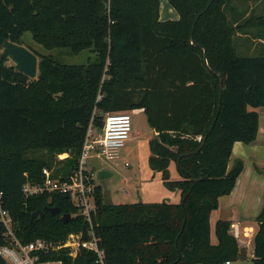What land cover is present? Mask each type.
Listing matches in <instances>:
<instances>
[{"label": "trees", "instance_id": "16d2710c", "mask_svg": "<svg viewBox=\"0 0 264 264\" xmlns=\"http://www.w3.org/2000/svg\"><path fill=\"white\" fill-rule=\"evenodd\" d=\"M167 1L178 20L161 21L160 0H0V52L6 40L23 45L29 32L47 50L94 53L82 65L35 53L37 79L0 60V191L23 243H65L80 233L89 239L90 226L69 196H26L23 187L41 183L44 169L63 179L73 174L91 122L102 130L109 114L144 110L157 132L150 166L181 201L108 205L97 186L93 226L108 264L247 258L232 222L219 220L212 230L211 215L244 171L241 159L229 169L235 143L251 145L259 135L264 55L240 54L237 34L256 29L264 38V16L235 23V0ZM172 163L180 180L170 178ZM53 207L61 214L51 215ZM37 211L44 216L33 218ZM256 220L253 264H264V207ZM7 243L0 223V249ZM42 259L95 264L96 256L83 249L73 260L60 250ZM0 264H7L1 256Z\"/></svg>", "mask_w": 264, "mask_h": 264}, {"label": "rangeland", "instance_id": "374dc122", "mask_svg": "<svg viewBox=\"0 0 264 264\" xmlns=\"http://www.w3.org/2000/svg\"><path fill=\"white\" fill-rule=\"evenodd\" d=\"M251 1L258 4L260 0H235V2L243 8L249 5ZM165 2L166 4L162 5L163 15L167 13L168 9H172L173 12H176L167 0H165ZM262 3H259L255 10L257 14L262 13V7H264ZM260 5H262V7ZM239 44V52L242 55L253 56L260 51L259 46L256 47L255 51H247L243 41H239ZM23 45L34 53L54 56L59 62L67 65L87 64L88 60L94 57V53L90 50L84 51L79 55H73L65 49L47 50L37 44L32 34L29 32L23 37ZM7 65L14 64L8 60ZM130 114L133 119L134 128L130 140L121 150L120 159L105 161L104 159L94 158L90 159L87 164L88 169L94 170L97 173L96 184L102 188L105 204L180 203L181 193L168 189L163 182L162 174L154 171L150 166V141L155 138V132L149 124L146 112L144 110H137ZM259 139L262 141L263 136H259ZM66 157L68 156L64 158ZM243 161L245 170L238 180V185L242 187L243 191L238 190L237 193H241L238 199L239 208L245 209L243 211L246 213L245 218L242 219L243 221L240 223V239L247 240L243 235L245 226H252L256 231L259 229V224L256 219L260 212H254L253 215L252 212L254 206L260 203L257 200L258 197L262 194L264 195V166H262L263 163H259L254 156L248 163L245 160ZM252 164L254 165L255 171L250 167ZM101 170H106L112 175L104 180H99L98 173ZM170 178L172 181L181 179L175 163H172L170 166ZM247 205H249V207L252 206V211L250 210V213L246 211ZM251 235H254V231ZM243 249L247 250V248ZM253 258L254 243L249 247L246 259L230 264H253Z\"/></svg>", "mask_w": 264, "mask_h": 264}, {"label": "built area", "instance_id": "2783aa9c", "mask_svg": "<svg viewBox=\"0 0 264 264\" xmlns=\"http://www.w3.org/2000/svg\"><path fill=\"white\" fill-rule=\"evenodd\" d=\"M101 99V96L98 97ZM133 119L130 113H115L106 116L105 127L96 129L91 122L82 149L78 168L66 179L54 177L53 171L43 170L44 180L41 183H26L23 192L26 196L42 194H61L70 197L73 205L78 209L90 226V237L83 239L82 233L71 234L65 243H51L38 239L31 243H23L17 236L15 223L10 213L3 208V192L0 191V223L6 229L8 243L0 249V256L7 264H66L63 260H43V256L54 251L66 250L74 260L83 249L95 254V264H108L104 249L95 235L93 216L96 213V177L94 170L88 169L90 159L100 158L105 161L120 159L121 150L130 140L133 132ZM68 155H61L65 159ZM246 237H251L252 230L246 231ZM231 233L245 246L240 239L241 231L238 224L231 225Z\"/></svg>", "mask_w": 264, "mask_h": 264}, {"label": "crops", "instance_id": "0c3cea01", "mask_svg": "<svg viewBox=\"0 0 264 264\" xmlns=\"http://www.w3.org/2000/svg\"><path fill=\"white\" fill-rule=\"evenodd\" d=\"M160 2H161V8H160V19H161V21L178 20L179 19L178 13L173 12L172 9H168L167 13L165 15H163L162 5L166 4V2H165V0H160ZM259 3H262V5H264V0H260ZM259 3L255 4L254 2L251 1V2H249V5H246V7L243 8L234 1L233 5L229 9V17L232 18V20L235 21V23H238L239 21H241L242 18L244 19V18H248L250 16H254V17L264 16V12H263L264 7H262V5H260L262 7V13L257 14L255 12ZM239 41L244 42L245 49L247 51H250V50L255 51L256 47L259 46L260 51L258 54L253 55V56L252 55H246V56L257 57V56H263L264 55V38H261V36H259L258 30L252 29L251 31H247L246 34L239 32L237 34V42H238V46L240 48ZM257 111L260 114V130H259L258 138L251 145H247V144H244L242 142L235 143L234 148H233V155H232L231 162L229 165V169L233 167L234 162L237 159L245 160L248 163V161L253 156H254V158H256L258 160L259 163H263L262 166H264V108L258 109ZM154 132H155V137H156L157 132L155 130H154ZM261 135L263 136L262 141L259 139V136H261ZM250 167H251V169H253V171H255L253 164L250 165ZM244 170H245V167H244ZM241 176H242V174H241ZM239 178H238V180H239ZM238 180H237L235 189L233 190L231 195H228V196L221 198L219 208L212 213V215H211L212 230H214V227H215L217 221H219V220H228V221H231L232 224L233 223L238 224L240 227V223H241V221H243L242 219L245 218L246 213H245V211H243L245 209L239 208L238 199H239V195L241 193H237V192H238V190L239 191L240 190L243 191V190H242V187L240 185H238ZM249 182H251V181H249ZM234 194H236V195H234ZM257 200H258V202H260L259 205L260 204L261 205L260 206L259 205L254 206L252 215L254 212H258V213L260 212L261 213V211L264 207V205H263L264 204V195L263 194L260 195ZM251 207H249V205H247L246 211L250 213V210L252 211ZM249 230H253L254 235L251 237H246L245 236V234L247 233L246 231H249ZM257 232L258 231H256L255 228L252 226H245V228H244L243 235L247 240H244L246 245L241 246V247L247 248V250H246L247 254H248L249 247L254 243V237H255ZM212 240H213L214 244L217 243V238L215 237L214 231L212 233Z\"/></svg>", "mask_w": 264, "mask_h": 264}, {"label": "water", "instance_id": "95a60500", "mask_svg": "<svg viewBox=\"0 0 264 264\" xmlns=\"http://www.w3.org/2000/svg\"><path fill=\"white\" fill-rule=\"evenodd\" d=\"M0 60H10L15 67V70L24 74L26 77L31 79H37L39 75V58L38 56L30 49L24 45L13 43L9 40H6L2 45V50L0 52ZM112 174L106 170H101L98 173V179L104 180ZM48 211L51 215L55 216L61 214V209L59 208H48ZM43 211H37L33 213L32 217H43ZM72 219L70 214H63L61 220L64 223H69Z\"/></svg>", "mask_w": 264, "mask_h": 264}]
</instances>
